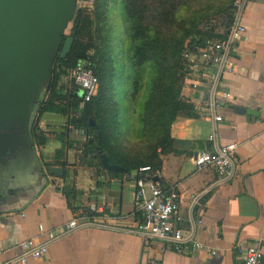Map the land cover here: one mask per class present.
I'll return each mask as SVG.
<instances>
[{
	"label": "crops",
	"instance_id": "0c3cea01",
	"mask_svg": "<svg viewBox=\"0 0 264 264\" xmlns=\"http://www.w3.org/2000/svg\"><path fill=\"white\" fill-rule=\"evenodd\" d=\"M242 22L245 33L231 52L232 70L218 77L219 90L230 97L219 101L216 114L221 121L199 119L193 111L188 113L194 117H176L168 131L170 150L159 155V183L175 188L184 219L192 214L201 221L194 229L198 248L174 253L159 242L142 245L130 232L139 221L132 212L131 181L82 156L86 137L69 123L68 115L37 116L38 104L46 96L39 89L24 125L0 126V260L17 256L24 240L42 242L38 225L55 230L81 210L83 220L115 230H78L49 244L43 260L28 264H243L244 249L264 239V0H248ZM210 26L214 34L210 42L226 34L221 21ZM192 61L186 62L188 73L180 91L190 109L205 101L199 77L208 78L198 60ZM234 108L248 114H236ZM34 125L42 136L39 145L30 137ZM131 125L134 121L126 120L122 132ZM212 133L216 147L236 145V173L229 183L212 188L200 206L191 208L192 197L216 179L212 169L196 172L192 165L195 154L212 149L208 141ZM48 167L62 169V175H50ZM257 246L264 262V242Z\"/></svg>",
	"mask_w": 264,
	"mask_h": 264
},
{
	"label": "trees",
	"instance_id": "16d2710c",
	"mask_svg": "<svg viewBox=\"0 0 264 264\" xmlns=\"http://www.w3.org/2000/svg\"><path fill=\"white\" fill-rule=\"evenodd\" d=\"M198 1L120 0L125 13L126 44L129 47V65L132 71L126 115H132L139 120L138 130L136 125L129 126L123 132L118 129V111L112 96V88L106 90L109 81L104 66H107V61L103 60L102 53L107 54V52L101 50L102 53L100 52L96 62L86 56L90 47L80 44L79 41L85 24L81 18L84 14L79 11H76L74 15V21L77 20L78 25L70 50L65 58L56 57L53 61L51 77L44 88L46 96L38 104L36 115L40 116L43 113L68 115L69 123L75 130L83 131L86 137L81 146L82 156L89 161H94L99 169L103 170L97 156L90 158L91 154H96V147L102 150L108 164L123 169V172H108L109 174L133 177L139 167L149 166L151 173L157 177L158 181L161 165L159 155L170 150L171 140L168 133L170 125L182 114L194 117L190 114L192 109L180 98L181 87L188 73L187 64L182 60V53L185 50L195 53L214 37L213 30H210L211 23H207L205 14L199 13L195 16L194 11L191 12L193 10L191 6ZM232 1L225 11L216 13V18L223 25L231 19ZM105 5L106 0H96L94 4L93 33L98 44L100 43V23L105 19ZM205 5H209L208 0ZM224 37L225 34H222L218 40ZM64 38L65 36H62V39ZM80 60H87L90 63L97 79L95 96L81 107L80 100L74 96L73 85L68 84L66 89L61 83L62 78L67 76V71ZM147 64L152 68L153 75L150 78L149 91L141 111H137L134 101L139 94ZM111 76L109 74L108 77ZM30 137L35 145L42 143V136L35 125L30 128ZM132 137L138 142L148 144L145 153L130 154L124 151L120 140L124 139L132 143L134 141ZM135 215L139 218L138 214Z\"/></svg>",
	"mask_w": 264,
	"mask_h": 264
},
{
	"label": "built area",
	"instance_id": "2783aa9c",
	"mask_svg": "<svg viewBox=\"0 0 264 264\" xmlns=\"http://www.w3.org/2000/svg\"><path fill=\"white\" fill-rule=\"evenodd\" d=\"M248 0H233L231 3V19L227 21L225 37L218 41L206 42L205 46L196 50L194 54L185 50L182 60L185 63H193L195 57L199 62L203 74L208 78L203 79V89L206 95L201 105L192 107L195 116L202 120H211L214 123L221 121L216 114L220 100H228L229 94L222 92L218 87V77L221 73H229L232 70L230 58L236 43L245 33L242 22L243 11ZM96 0H78L77 11L90 14L94 10ZM192 57V58H191ZM214 66V67H213ZM200 76V75H199ZM68 84H72L74 92L78 91L79 106L88 103L97 92V79L92 72L87 60L78 61L67 71ZM196 83L192 84V88ZM208 141L212 144L210 151H201L192 158V165L196 172L210 168L216 175L215 181L202 192L191 199V208L200 206L208 192L219 185L227 184L233 180L236 173L235 144L220 147L215 146L214 134H210ZM95 153L90 158H95ZM154 175L149 166L139 167L132 177L126 175V179L132 183V212L139 215V221L130 232L136 235L142 245L151 242H159L169 246L174 253L187 252L189 249L198 248L194 240V229L200 224V219L192 214L185 219L179 211L180 197L173 187H163L158 181H152ZM84 219V213L76 210L71 218L55 230H44L38 225V236L43 237L42 242L38 238H30L18 244L19 254L7 260H0V264H28L29 261H41L46 256L47 246L58 239L85 228L113 229L100 222H92ZM182 224L185 227H182ZM115 230V229H113ZM264 242L260 238L255 245L247 246L243 252V264H264L262 255L258 250V244ZM149 264H154L149 262Z\"/></svg>",
	"mask_w": 264,
	"mask_h": 264
},
{
	"label": "water",
	"instance_id": "95a60500",
	"mask_svg": "<svg viewBox=\"0 0 264 264\" xmlns=\"http://www.w3.org/2000/svg\"><path fill=\"white\" fill-rule=\"evenodd\" d=\"M71 1L0 0V126L13 128L24 123L30 106L36 104L38 84L49 82L59 47V59L68 54L78 21L73 20L63 41L58 37L62 35L61 21L71 14ZM77 95L75 91L74 96ZM234 112L248 114L242 108H234ZM95 152L104 171L123 172L121 167L108 164L99 147ZM47 172L56 177L62 175L58 167H48ZM152 181H157V177Z\"/></svg>",
	"mask_w": 264,
	"mask_h": 264
},
{
	"label": "rangeland",
	"instance_id": "374dc122",
	"mask_svg": "<svg viewBox=\"0 0 264 264\" xmlns=\"http://www.w3.org/2000/svg\"><path fill=\"white\" fill-rule=\"evenodd\" d=\"M207 0L204 2L198 1L191 6L193 13L196 15L205 14V20L207 23L214 21H220L216 18V13L220 11H225L230 4L231 0ZM209 6V7H208ZM78 9V0L71 1L70 16L61 21V34L67 36L69 34L70 28L73 24L75 12ZM102 12V10H101ZM93 12L90 14L81 15L84 21V28L81 31L80 44L87 45L90 47L87 51L86 56L89 59H93L96 62L102 53L101 50L106 51L107 54H103V60L107 61V66H104L106 71V76L108 85L106 90L112 88V96L114 99L115 106H117L118 111V129L121 131L123 123L126 120L134 121L136 125V130L140 126L139 120L134 116H128L127 113V96L128 92L131 90V76L132 71L129 65V47L126 44V32H125V13L124 9L120 3V0H106L105 5V19L100 23V43L94 38V17ZM89 22V23H88ZM107 46V47H106ZM101 52V53H100ZM105 63V61H104ZM152 68L149 64L145 66V76L143 77L142 83L140 85L139 94L134 101V107L137 111H141L142 104L145 97L149 91L150 78L153 75ZM111 74V77H108ZM61 83L66 89H68V77H64ZM38 87L43 90L44 84H38ZM111 95V94H109ZM128 116V117H127ZM121 145L124 151L133 154L145 153L148 147L146 142H132L128 143L121 139Z\"/></svg>",
	"mask_w": 264,
	"mask_h": 264
},
{
	"label": "flooded vegetation",
	"instance_id": "af4514ba",
	"mask_svg": "<svg viewBox=\"0 0 264 264\" xmlns=\"http://www.w3.org/2000/svg\"><path fill=\"white\" fill-rule=\"evenodd\" d=\"M70 29H71V28H70ZM69 32H70V31H69ZM62 36H65V35H60V36L58 37V39H61V41H63ZM59 49H60V47H59ZM59 49H58L57 53L55 54L53 61L55 60L56 57H58ZM52 64H53V62H52ZM52 64H51V68H52ZM50 77H51V72H50ZM43 84H44V88H45L46 83H43ZM38 88H39V87H38ZM44 88H43V93H44ZM39 89H40V88H39ZM39 92H40V91H39ZM43 93H41V94H43ZM76 98H77V96H76ZM14 126H18V124L14 125Z\"/></svg>",
	"mask_w": 264,
	"mask_h": 264
}]
</instances>
